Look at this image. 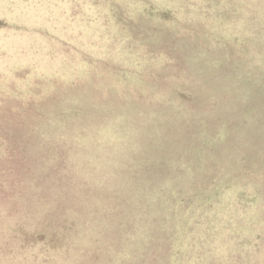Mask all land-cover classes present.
Wrapping results in <instances>:
<instances>
[{"label": "rangeland", "instance_id": "rangeland-1", "mask_svg": "<svg viewBox=\"0 0 264 264\" xmlns=\"http://www.w3.org/2000/svg\"><path fill=\"white\" fill-rule=\"evenodd\" d=\"M0 264H264V0H0Z\"/></svg>", "mask_w": 264, "mask_h": 264}]
</instances>
